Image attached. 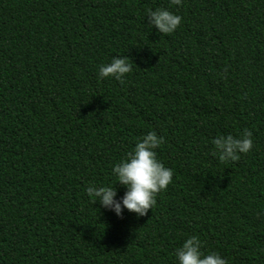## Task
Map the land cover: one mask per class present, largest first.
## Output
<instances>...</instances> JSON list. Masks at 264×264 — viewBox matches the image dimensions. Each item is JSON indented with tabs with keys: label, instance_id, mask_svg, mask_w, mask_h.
I'll return each mask as SVG.
<instances>
[{
	"label": "trees",
	"instance_id": "trees-1",
	"mask_svg": "<svg viewBox=\"0 0 264 264\" xmlns=\"http://www.w3.org/2000/svg\"><path fill=\"white\" fill-rule=\"evenodd\" d=\"M181 16L169 34L146 9ZM113 56L123 80H97ZM253 141L235 161L213 137ZM149 131L172 169L144 216L88 197ZM119 199L127 190L114 184ZM264 0H0V264H176L191 235L264 264Z\"/></svg>",
	"mask_w": 264,
	"mask_h": 264
},
{
	"label": "clouds",
	"instance_id": "clouds-1",
	"mask_svg": "<svg viewBox=\"0 0 264 264\" xmlns=\"http://www.w3.org/2000/svg\"><path fill=\"white\" fill-rule=\"evenodd\" d=\"M179 6L182 0H170ZM150 25L159 33H172L180 24L181 16L167 8L146 9ZM132 65L128 57L113 56L107 63H101L97 69V80L112 77L122 81ZM164 141L154 131H149L134 144L118 163L112 165L111 175L115 183L126 186V191L119 199L114 184H89L84 191L93 203L99 201L101 207L112 210L117 217L122 215V208L132 211L136 216H144L155 203L158 192L166 189L172 180V169L157 159L155 149ZM214 150L212 155L220 162L235 161L238 154L247 153L252 147L251 132L245 129L239 136L218 135L211 140ZM257 218L264 217V207L256 212ZM176 264H227V259L218 252L202 251V242L196 235L185 238L174 250Z\"/></svg>",
	"mask_w": 264,
	"mask_h": 264
}]
</instances>
